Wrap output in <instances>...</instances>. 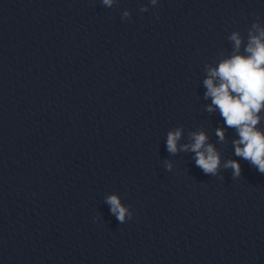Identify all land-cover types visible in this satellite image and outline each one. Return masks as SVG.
Segmentation results:
<instances>
[{
    "label": "clouds",
    "instance_id": "clouds-1",
    "mask_svg": "<svg viewBox=\"0 0 264 264\" xmlns=\"http://www.w3.org/2000/svg\"><path fill=\"white\" fill-rule=\"evenodd\" d=\"M118 0H101V4L113 7ZM158 0H150V4L157 5ZM148 6H141L140 11H148ZM131 12L125 10L122 19H130ZM254 30V31H253ZM234 42V54L223 59L216 67L207 68V77L203 84L206 88L205 98L211 99L207 111L219 110L224 124L236 131L238 139L233 141L234 153L254 166L264 174V130L258 125L264 117V27L253 23L249 30L248 41L244 53H240L242 37L233 32L229 37ZM182 129L177 128L167 134L166 147L170 154L178 151L194 153L195 165L206 175H217L221 166V157L215 145L208 142L204 131L190 133L191 143L179 145ZM216 136L222 142L225 132L222 128L216 130ZM166 163V170L171 171V162ZM232 169L233 178L241 176V165L237 160H228L223 165ZM110 212L119 223L126 222L132 217L129 206L121 203L116 195L105 197Z\"/></svg>",
    "mask_w": 264,
    "mask_h": 264
}]
</instances>
